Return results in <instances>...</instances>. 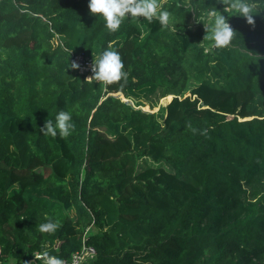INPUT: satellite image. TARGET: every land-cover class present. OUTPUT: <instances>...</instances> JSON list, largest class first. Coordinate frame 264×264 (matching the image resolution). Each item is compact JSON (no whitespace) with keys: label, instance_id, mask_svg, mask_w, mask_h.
I'll return each mask as SVG.
<instances>
[{"label":"trees","instance_id":"16d2710c","mask_svg":"<svg viewBox=\"0 0 264 264\" xmlns=\"http://www.w3.org/2000/svg\"><path fill=\"white\" fill-rule=\"evenodd\" d=\"M161 3L170 28L129 16L110 32L88 0H0V264L83 241L84 264H264V9L253 27L220 0ZM213 12L236 30L226 48ZM105 50L126 82L70 67ZM61 110L75 131L44 135Z\"/></svg>","mask_w":264,"mask_h":264},{"label":"clouds","instance_id":"9594fccd","mask_svg":"<svg viewBox=\"0 0 264 264\" xmlns=\"http://www.w3.org/2000/svg\"><path fill=\"white\" fill-rule=\"evenodd\" d=\"M220 2L229 10H234L238 16L243 17L246 22L255 26L254 15L259 14L264 9V4L254 2V0H220ZM88 9L91 14L100 15L104 18L105 26L110 32H116L120 29L122 22L129 16L133 20L144 18L149 22L158 20L165 29L170 28L175 23L171 12L165 10L161 0H88ZM214 23L212 26V36L215 48H226L235 38L236 30L229 24L227 18L222 14L212 13ZM205 17L201 16L199 20L203 21ZM258 55L257 60L261 59ZM72 69H78L79 64L73 61L70 64ZM92 75L85 78L87 83L94 81L102 83L105 87L114 83L126 82L128 73L124 70V64L118 51L105 50L91 65ZM259 98V97H257ZM191 127V125H189ZM40 131L46 136L66 139L75 131V125L72 123V116L69 112L61 110L55 117V123L52 120H46ZM195 131V129H193ZM203 134H207L206 130ZM61 227L58 222L48 220L39 225L41 233L53 234ZM36 260L43 264H64V261L44 251L35 255ZM32 264V262H24Z\"/></svg>","mask_w":264,"mask_h":264},{"label":"built area","instance_id":"2783aa9c","mask_svg":"<svg viewBox=\"0 0 264 264\" xmlns=\"http://www.w3.org/2000/svg\"><path fill=\"white\" fill-rule=\"evenodd\" d=\"M96 57L82 51L74 53L70 51L69 61H73L79 64V68L76 69L79 73L83 74L86 77L92 75L91 65L92 61H95ZM40 254L35 252L34 256ZM95 254V248L92 244H87L83 241L80 249L76 250L69 260H63L64 264H84L86 260L93 257Z\"/></svg>","mask_w":264,"mask_h":264},{"label":"rangeland","instance_id":"374dc122","mask_svg":"<svg viewBox=\"0 0 264 264\" xmlns=\"http://www.w3.org/2000/svg\"><path fill=\"white\" fill-rule=\"evenodd\" d=\"M212 26H213V24H212ZM212 26H211V29H212ZM211 29H210V31H209V33H208V37H211L212 36V31H211ZM116 94H118V93H116ZM119 95H120V93H119ZM120 97L122 98V96L120 95ZM122 99H125V98H122ZM170 99H166L165 97H160V98H158V101H157V105L152 109V110H157L158 108H159V106L160 105H164L165 103H167L168 101H169ZM148 101H146V103H147ZM145 109H148V103H147V105H145Z\"/></svg>","mask_w":264,"mask_h":264},{"label":"water","instance_id":"95a60500","mask_svg":"<svg viewBox=\"0 0 264 264\" xmlns=\"http://www.w3.org/2000/svg\"><path fill=\"white\" fill-rule=\"evenodd\" d=\"M171 99V98H170Z\"/></svg>","mask_w":264,"mask_h":264}]
</instances>
